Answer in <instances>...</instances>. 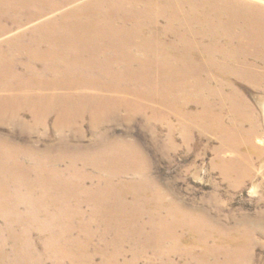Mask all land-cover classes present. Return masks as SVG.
Instances as JSON below:
<instances>
[{
	"label": "bare ground",
	"instance_id": "6f19581e",
	"mask_svg": "<svg viewBox=\"0 0 264 264\" xmlns=\"http://www.w3.org/2000/svg\"><path fill=\"white\" fill-rule=\"evenodd\" d=\"M65 1L0 0V40H4L0 45V121L15 119L32 124L33 130H45L54 119L52 129L57 135L66 137L68 133L74 138H83L85 132L81 124L84 121L91 127L90 133L95 134L94 130L102 132V127L119 118L122 111L126 114L123 119L150 113V118H158L172 135L174 129L169 123L172 117H181L188 122L191 118L183 114L180 97L171 89L173 83L167 80V75L179 76L176 86L185 100L196 86L204 92L209 90L199 81L187 84L181 80L191 73L206 76L208 72L223 78L230 75L255 77L257 80L249 83L264 86V8L243 0H90L63 12L75 0ZM36 22L40 24L31 27L34 29L14 35L16 30L19 32ZM34 32L40 35V40L44 39L39 42L41 45L49 41L85 47L77 52L80 57L71 55L72 58H68L53 50L36 57L30 65L7 62L5 47L8 42H16L11 56L34 58L39 54L33 46L35 43L29 40ZM24 41V44L30 43L20 46ZM95 45L106 47H93ZM54 51L61 62L56 65V70L50 69L56 74L54 78L44 77L43 81H37L34 75L31 78L26 74L39 73L43 65L52 61L49 56ZM153 63L160 67V77L158 74L143 75L155 69ZM62 65L73 66L79 71L70 72V75L66 71L65 74L60 69ZM258 65L262 71L256 69ZM8 74L14 75L11 78ZM226 86L232 87L229 83ZM219 87L218 90L224 88ZM150 103H159L167 111L156 117ZM229 103L237 105L234 101ZM234 111L238 114V121L234 119L238 125L242 122L240 107ZM26 115L30 120H26ZM262 116L264 119V103ZM242 118L252 120L250 115ZM200 120L206 123L203 127L217 134L231 151H239L234 146L236 140L231 129L216 125L208 113ZM189 129L188 126L183 130L184 137ZM253 133L251 128L250 136ZM125 153L127 151L112 149L95 152L91 167L97 170L86 174L85 170H74V164L85 154L78 149L68 155L71 157L70 170H63L58 175L50 171V193L39 201L49 202L53 209L37 213L38 220L50 221V229H55L56 225L62 228L60 232L47 231L49 238L43 236L48 242L44 241L41 249L50 261L54 264H94L95 258L99 257V264H146L150 263L146 253L152 252L159 264H178L173 259L171 247L165 253L159 250L183 241L180 239L175 244L173 237L177 227L182 226L195 237L191 238L193 243L202 248L200 253L189 251L187 255L194 264H252L242 237H222L216 235L212 227L213 237L207 236L202 234L208 229L203 227V220L198 215L185 213L175 205L168 208L165 202L161 207L158 202L156 207L151 205L156 199L148 192L147 173L141 170V159L137 156L135 170H127L124 158L116 162L121 157L115 156ZM6 160L12 161V164L6 163L7 167L15 166L14 158ZM48 172L37 170L35 174ZM62 175H68V179L59 182L58 177ZM130 175L138 176L139 180L125 182L124 178ZM3 183L4 179L0 177V220H3L2 233L6 234L0 242V264H42L30 241L31 229L41 232V226L28 223L30 218H20L19 200L7 191L9 189L4 190ZM60 186L64 190L68 188L67 193H61ZM26 190L28 194L32 193L30 189ZM128 198L132 199L133 205H126ZM59 202H63V211L56 210ZM160 210H165L166 217L176 221L170 225L157 221L160 217L153 212ZM144 216H150L153 221L148 230L141 222ZM92 228L96 233L91 231ZM127 230L131 233L127 234ZM93 239H98L96 244L90 243ZM8 246L11 249L7 253ZM129 246L131 250L126 251ZM90 247L92 257L86 255ZM128 253L131 260L126 259Z\"/></svg>",
	"mask_w": 264,
	"mask_h": 264
},
{
	"label": "rangeland",
	"instance_id": "374dc122",
	"mask_svg": "<svg viewBox=\"0 0 264 264\" xmlns=\"http://www.w3.org/2000/svg\"><path fill=\"white\" fill-rule=\"evenodd\" d=\"M89 1L75 0L71 6L62 11H69ZM243 1L264 8V0ZM60 2L66 1L60 0ZM56 16L57 14L52 18ZM38 24L40 23L31 24L28 28L25 27L26 29L19 32L16 30L14 35L32 30L35 27H31L38 26ZM29 40L35 43L33 46L37 47L36 50L39 53L37 56L34 58L11 56L10 52L15 49L14 45L16 42H8L5 47L7 49L5 50V60L7 62H23L30 65L40 55L51 53L53 50L65 57L70 56L72 58L71 55L80 57L77 52L85 47V45H75V43L60 44L50 43L49 41L41 45L39 42H43L44 39L40 40V35L36 32L33 33ZM3 42L4 40L0 42V45H3ZM25 42L21 43L24 44ZM29 43L21 44L20 46H27ZM104 46L95 45L93 47L104 48ZM64 47L69 50L67 51V48L65 50ZM55 51L51 57L49 56L52 61L43 65V68L39 71L40 74L38 72L26 74L29 76L34 75L33 78L35 80L37 78V81H43L50 76V78H54L56 74L52 73L53 70H56V65H61L60 60L55 55ZM22 58L23 61H21ZM159 62L161 63V61ZM155 63H153L155 69L146 71L143 75L154 76L158 74L160 77V67ZM67 66L68 68H66ZM60 69L65 74L79 71L69 65H62ZM256 69L262 71L260 65ZM42 73L44 74L43 76ZM13 75L8 74L7 76L12 78ZM91 75L94 74L91 73ZM186 76L188 77H183L184 79L181 78V80L187 81V84L199 81L203 86L206 85L209 90L204 92V90H198L196 86L195 90L187 94L190 97L185 100L183 93L176 86L179 76L177 74L167 75V80L173 83L171 89L175 91V95L180 97L179 103L180 107L183 108V114H186L189 119L191 118L188 122L181 119V117L178 119L172 117L169 122L174 129L172 135H169L167 126L162 124L158 118H150V113L147 116L142 113L139 116L123 119L126 114L122 111L119 113V118H114L112 122H108L102 127V132L98 133L97 129L94 130L95 134L90 133L91 127L84 121L81 124V128L85 132L83 138L82 136L74 138L68 133L66 137L57 135L52 129L54 119L49 122L48 129L45 130H33L32 124L30 125V123L24 121L19 122L15 119H3L0 121V140L3 145H0V147H3L0 153V177L4 179V190L9 189L10 191H7L16 195L19 200L17 205L22 209L20 218L22 220L30 218L28 223L40 224L41 226V232L31 229L30 241L34 247L36 257L42 260V264H54L41 249L43 242H48L43 236L49 238L47 231L60 232L62 228L56 225L55 229H50V221L37 219L38 212L53 209L49 202L42 203L39 199L45 198L44 195L50 193V171L53 170L58 175L63 170H70L71 164L69 160L71 157L68 155H72L78 149L85 154L79 157V161L74 164V170H85L86 174L92 173V170H97L95 167H91L93 164L91 157H95V152L99 150L127 151L123 156H115L121 157L116 160L117 163L124 158L123 161L127 170H135L134 163L138 162L140 158L143 165L141 170H145L147 173L148 192L150 196L156 199L151 205L156 207L158 202L161 207L163 202H165L168 208L175 205L185 213L189 212L198 215L203 220V227L208 229L202 234L207 236H212V231H210L212 227L216 235L222 237L230 235L233 238L234 236L236 238L242 237L244 247L251 256V263L264 264V119L262 116L264 86L251 85L249 82H251L250 80L256 81L257 78L255 77L247 78L230 75L223 78L218 75L208 74V72H206V76L192 73L186 74ZM38 77H40L39 80ZM228 83L232 85L231 88L226 86ZM220 85L224 88L218 90ZM227 100L229 102L234 101L237 105H231ZM149 105L158 115L156 117L167 111L159 103H150ZM237 106L240 107V117L250 115L252 120L249 121L247 119L244 121V118L241 117L242 122L237 125L234 121V119L238 121V114L234 111ZM205 113L215 119L214 123L216 125L231 129L234 135L233 139L236 140L234 146L239 149L238 152L231 151L229 146L217 134L203 127L206 123L201 121L200 118ZM147 118L150 119L148 120ZM26 120H30L27 115ZM233 125L236 127L233 128ZM24 126H27V128L25 129ZM188 126L190 127L188 135L184 137L182 132ZM251 128H253L254 133L250 136ZM6 149L8 151L3 153ZM9 158H14V167H7L6 163L12 164V161L6 160ZM82 159L87 165L84 164ZM228 162L233 163L230 166H225L224 164ZM16 168L20 170H15ZM37 170H49V172L45 175H37L35 174ZM62 179H68V175L58 177L59 182ZM124 180L125 182H132L138 181L139 178L138 176L130 175ZM60 188L61 193H67L68 188H65V190L61 186ZM26 189H30L32 193L28 194ZM28 198L30 199L28 200ZM126 203L129 206L133 205L130 198L126 199ZM57 207L59 209L56 210L63 211L65 209H62L63 202L57 203ZM168 208H165V210ZM84 209L86 210L87 208ZM165 210L153 212V214L157 213L158 217H160L157 221L170 225L169 223H174L176 219L166 217ZM146 213L149 212L147 211ZM149 217L147 216L143 220L140 219L147 230L153 222ZM2 221L0 220V242L6 235L2 233ZM33 226L35 227L36 225ZM186 229V227L178 226L175 230L176 236H173L175 237L174 240L176 239L175 244L180 239L183 240L179 245L173 246L169 244L159 250L165 253L171 247V252L175 256L173 259L178 264H194L190 257H187L189 251L202 252L201 246L193 243L195 237H191ZM91 231L96 233L94 228ZM128 233L131 232L127 230ZM154 235L156 234L154 233ZM108 239H111V237H108ZM112 239H114L113 236ZM97 241L98 239H93L90 243L96 244ZM209 245L211 246L212 243H209ZM10 249L11 246L6 247V252L8 253ZM31 249L33 252L32 247ZM125 249L126 251L131 250L130 246ZM91 250L92 248L90 247L86 251V255L92 257L93 251ZM146 255L149 259L147 261H150V263L146 264H159V261L152 256V252L150 254L146 253ZM182 255L186 256L182 257ZM126 259L131 260L129 253ZM99 263H101V259L96 257L94 264ZM139 264L145 263L140 262Z\"/></svg>",
	"mask_w": 264,
	"mask_h": 264
}]
</instances>
